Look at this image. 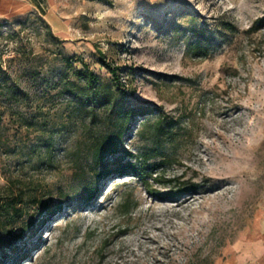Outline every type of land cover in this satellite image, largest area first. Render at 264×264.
<instances>
[{
    "label": "rangeland",
    "instance_id": "rangeland-1",
    "mask_svg": "<svg viewBox=\"0 0 264 264\" xmlns=\"http://www.w3.org/2000/svg\"><path fill=\"white\" fill-rule=\"evenodd\" d=\"M52 10L51 22L40 8L0 18V189L24 193L0 264H264V0H55ZM99 54L128 106L154 111L124 149L153 155L173 183L119 172L133 161L124 154L92 160L91 138L111 128L76 118L60 90L75 80L67 58L110 83ZM159 116L167 132L155 139ZM192 183L194 195L175 198Z\"/></svg>",
    "mask_w": 264,
    "mask_h": 264
},
{
    "label": "trees",
    "instance_id": "trees-1",
    "mask_svg": "<svg viewBox=\"0 0 264 264\" xmlns=\"http://www.w3.org/2000/svg\"><path fill=\"white\" fill-rule=\"evenodd\" d=\"M195 53H204L200 44L191 45ZM99 63L102 67L110 72L112 79L110 83H103L99 78L89 70L88 66L82 64L81 69H73L72 65L75 60L67 58L66 69L72 70L75 80L66 78L62 83L60 93L65 95L73 103V115L82 122L88 121L89 126H102L109 124L111 130L101 132L98 136L91 138L89 148L91 151V158L95 164L101 163L103 160L124 154L127 157L133 158L126 164L120 166L118 169L121 173H130L131 176L136 177L142 181L144 185H148V181L152 180L158 183L171 184V180H163V176L158 173L161 169V164L157 162H150L153 155L148 152L132 156L124 149V139L128 137L134 126L137 118L148 117L154 111L145 107H131L127 103V88L122 84L118 68L110 66L104 59L103 54H99ZM164 120L160 116L156 118L153 123V136L155 139H160L167 132L165 130ZM148 124V121L141 122L143 127ZM172 126H168V129ZM44 152L51 156L52 146L47 143L44 144ZM51 158V157H50ZM200 185L192 183L175 192V198L194 195L199 189ZM0 189V260H4L9 253L14 251L11 237L8 236V225L20 216L23 212L21 203L24 201V193L18 191L13 193L10 190L8 195L2 194ZM94 197L90 194L88 199ZM32 196L28 198L31 200ZM35 201L34 198H32ZM5 233L4 236L2 234Z\"/></svg>",
    "mask_w": 264,
    "mask_h": 264
},
{
    "label": "crops",
    "instance_id": "crops-1",
    "mask_svg": "<svg viewBox=\"0 0 264 264\" xmlns=\"http://www.w3.org/2000/svg\"><path fill=\"white\" fill-rule=\"evenodd\" d=\"M54 5L55 0H0V18H8L21 12L40 8L42 11L47 10L44 17L51 22Z\"/></svg>",
    "mask_w": 264,
    "mask_h": 264
}]
</instances>
